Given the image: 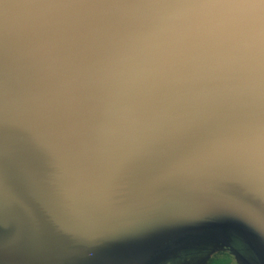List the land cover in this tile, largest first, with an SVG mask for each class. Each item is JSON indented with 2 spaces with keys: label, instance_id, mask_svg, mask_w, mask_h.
Returning a JSON list of instances; mask_svg holds the SVG:
<instances>
[{
  "label": "water",
  "instance_id": "95a60500",
  "mask_svg": "<svg viewBox=\"0 0 264 264\" xmlns=\"http://www.w3.org/2000/svg\"><path fill=\"white\" fill-rule=\"evenodd\" d=\"M262 202L264 0H0V264H264Z\"/></svg>",
  "mask_w": 264,
  "mask_h": 264
},
{
  "label": "flooded vegetation",
  "instance_id": "af4514ba",
  "mask_svg": "<svg viewBox=\"0 0 264 264\" xmlns=\"http://www.w3.org/2000/svg\"><path fill=\"white\" fill-rule=\"evenodd\" d=\"M210 244L207 247H192L174 251L155 264H249L244 259H236L237 256L228 246L217 248V245Z\"/></svg>",
  "mask_w": 264,
  "mask_h": 264
},
{
  "label": "rangeland",
  "instance_id": "374dc122",
  "mask_svg": "<svg viewBox=\"0 0 264 264\" xmlns=\"http://www.w3.org/2000/svg\"><path fill=\"white\" fill-rule=\"evenodd\" d=\"M181 240H182V239H180V240H178V241L160 242V244H156L157 249H154L155 251H152L153 249H151V250L146 254L144 260L140 261V262H141L140 264H155L156 261L154 262L153 258H154V256H155L157 253L160 252L161 249H163V250H164V249H167L168 251H173V252H174V251H178V250H176V248L180 246L179 242H181ZM182 244H183V243H182ZM239 247H240V246H239ZM239 247H237V248H239ZM244 248H245L246 250H245ZM140 249H141V251L138 252V255H139V256H141L142 252H147V251H148V247H146V246H142ZM180 249L182 250V249H185V248H180ZM242 250H244L246 253H248L247 250H249V249L247 248L246 245H245L244 247H243V245H242V246H241L238 250H236V251L239 252V254L241 255L240 252H242ZM248 254H249V253H248ZM250 256H251V254L249 255V257H250ZM179 262H181V261L179 260ZM114 264H122V263H120V262H115ZM165 264H167V263H165Z\"/></svg>",
  "mask_w": 264,
  "mask_h": 264
},
{
  "label": "snow or ice",
  "instance_id": "6c2138e0",
  "mask_svg": "<svg viewBox=\"0 0 264 264\" xmlns=\"http://www.w3.org/2000/svg\"><path fill=\"white\" fill-rule=\"evenodd\" d=\"M260 204H264V202L260 203Z\"/></svg>",
  "mask_w": 264,
  "mask_h": 264
},
{
  "label": "trees",
  "instance_id": "16d2710c",
  "mask_svg": "<svg viewBox=\"0 0 264 264\" xmlns=\"http://www.w3.org/2000/svg\"><path fill=\"white\" fill-rule=\"evenodd\" d=\"M224 264V263H223Z\"/></svg>",
  "mask_w": 264,
  "mask_h": 264
}]
</instances>
